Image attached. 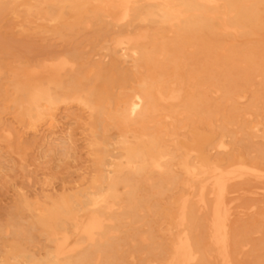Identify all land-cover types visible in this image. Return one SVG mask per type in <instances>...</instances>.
<instances>
[{"label":"rangeland","instance_id":"1","mask_svg":"<svg viewBox=\"0 0 264 264\" xmlns=\"http://www.w3.org/2000/svg\"><path fill=\"white\" fill-rule=\"evenodd\" d=\"M116 1L0 0V264H264V0Z\"/></svg>","mask_w":264,"mask_h":264},{"label":"bare ground","instance_id":"2","mask_svg":"<svg viewBox=\"0 0 264 264\" xmlns=\"http://www.w3.org/2000/svg\"><path fill=\"white\" fill-rule=\"evenodd\" d=\"M209 3H214L215 2V0H207ZM116 2H119V3H121V5H120V7H119V4L118 5H115V7L117 6V8L118 9H121L122 8V10L123 11H125V13H127L128 11H129V9L131 8L130 7V4H132L133 2H131V0H117ZM67 3V2H66ZM115 3V0H111V5H113ZM94 4V3H93ZM107 5H108V3H106ZM103 8V7H102ZM105 8H107V7H104V9ZM109 9V8H108ZM107 10V9H106ZM107 11H109V10H107ZM121 11V10H120ZM104 13V12H103ZM107 13H109V12H107ZM105 14V13H104ZM110 15H108V16H111V13H109ZM117 14H119L118 12H117ZM116 14V15H117ZM122 14V13H121ZM116 15H114V16H116ZM113 16V15H112ZM113 16V17H114ZM117 17H119V16H116V18H113L114 20H117ZM122 17H124L123 15H122ZM122 17H119V18H122ZM111 18V17H110ZM118 18V20L120 21V19ZM126 18V17H125ZM125 18H123L122 20L124 21V19ZM125 20H127V19H125ZM177 21V20H176ZM114 23H115V21H114ZM173 23H175V22H173ZM171 25V24H170ZM87 28H88V26H87ZM90 28V27H89ZM173 29V28H172ZM146 38V37H145ZM133 40H134V38H133ZM129 44V43H128ZM136 46V45H135ZM192 51V50H191ZM66 61V60H65ZM67 62V61H66ZM51 64V63H50ZM49 65V64H48ZM50 66H52V68H53V66H55V65H50ZM43 67H46V66H43ZM47 68H50V67H47ZM55 68H56V70H57V68H58V70L57 71H59V70H61V69H59V66L57 65V67L55 66ZM206 68V67H205ZM51 69V68H50ZM33 70H35V69H33ZM46 70H48V69H46ZM55 70V71H56ZM50 71V70H49ZM48 71V74L50 73ZM28 73H30V72H28ZM39 73V72H38ZM52 73V72H51ZM56 73H58V72H56ZM41 74V73H40ZM32 75V74H31ZM35 75V74H34ZM45 75H47V73L45 74ZM9 84H11V83H9ZM14 86V85H13ZM12 86V87H13ZM219 94V93H218ZM141 105H142V99L139 97V96H134L133 97V100H132V102H131V104H130V106H131V111H132V113L134 114V113H136L139 109H140V107H141ZM113 124V123H112ZM55 133L53 132V135H54ZM55 136V135H54ZM213 136H215V135H213ZM222 145V144H221ZM221 147L222 146H220V149H221ZM161 160V159H160ZM163 160H165V159H163ZM162 162V161H161ZM156 167H158L159 168V166L157 165ZM238 169L239 168H241V167H237ZM211 169V168H210ZM213 169H215V168H213ZM243 169V168H242ZM217 170V169H216ZM216 170L215 171H213V173L214 174H216ZM240 170V169H239ZM203 171H205L204 169H203ZM220 172H221V170H219ZM217 172V173H219L220 174V172ZM233 171V170H232ZM248 171H251V170H247V172ZM247 172H243V170L241 171V173H247ZM205 173V172H204ZM226 173V172H225ZM228 173H231L232 175L231 176H234L233 174L234 173H232V172H228ZM250 173H254L255 174V172H250ZM206 174V173H205ZM208 174V173H207ZM256 174H258V172H256ZM212 176H214V175H212ZM226 175H224L223 173H221V176L219 177V178H217L216 179V181H214V190H216L215 191V193L217 192V198H216V206L214 207L215 209H214V220H213V229H214V239H215V242L218 244V245H221V247H218V248H221L222 249V254H221V257H222V260H223V263L224 264H231V262H230V255H229V252H228V250H227V245H226V243H227V233L225 232V222L227 221L228 222V218H227V209L225 208L226 206H225V197H226V195H227V193H228V182H227V180H226V177H225ZM229 176V175H228ZM231 176H229L227 179H229ZM261 176V175H260ZM202 177V176H201ZM249 177H251V176H249ZM244 178H246V177H244ZM252 178V177H251ZM233 179V178H232ZM239 180H240V178H238ZM263 179V178H262ZM232 181H234V180H232ZM230 182H231V180H230ZM260 182H262V180H260ZM188 185V184H187ZM203 189V188H202ZM212 189H213V187H212ZM204 191V190H203ZM202 191V192H203ZM214 192V191H213ZM262 192V191H261ZM201 196H202V193H201ZM213 197H215L214 195H213ZM202 198V197H201ZM211 198V197H210ZM187 199V198H186ZM185 199V200H186ZM104 200V199H103ZM184 200V202H187V200L185 201ZM202 200V199H201ZM102 201V200H101ZM203 201V200H202ZM205 202V201H204ZM203 202V203H204ZM183 203V202H182ZM203 205V204H202ZM206 207V206H205ZM122 208V207H121ZM183 208H184V210H186V204L184 205L183 204ZM182 208V209H183ZM183 211V210H182ZM184 213V212H183ZM184 214H186V212L184 213ZM184 216V215H183ZM230 216V215H229ZM107 217V216H106ZM231 220V219H230ZM229 220V221H230ZM180 221V220H179ZM179 221H177V222H179ZM182 221V220H181ZM183 222V221H182ZM113 223V222H112ZM116 224V223H115ZM212 223H210V225H211ZM104 227V226H103ZM110 227H111V225H110ZM183 227V226H182ZM113 228V227H112ZM117 232V231H116ZM93 236V235H92ZM95 237V236H94ZM145 238V237H144ZM112 241H113V238L111 239ZM83 241H85V240H83ZM180 243V242H179ZM181 243H182V247L184 248V249H186L185 251L187 252H184V254L186 253V255H189L190 256V254H188V253H190V239H189V237H188V235H185V238L183 239V240H181ZM105 244H107L106 242H105ZM97 245V244H96ZM100 245V244H99ZM104 247H105V245H104ZM110 247V246H109ZM63 252H65V251H63ZM57 253H58V251H57ZM102 255V254H101ZM182 255V254H181ZM50 257H51V255H50ZM131 257V256H130ZM133 257V256H132ZM186 257H188V256H186ZM176 259V258H175ZM98 260V259H97ZM177 260V259H176ZM188 260V259H187ZM100 261V260H99ZM178 261V260H177Z\"/></svg>","mask_w":264,"mask_h":264}]
</instances>
